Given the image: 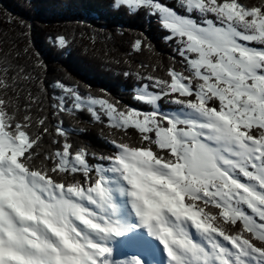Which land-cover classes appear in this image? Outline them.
Wrapping results in <instances>:
<instances>
[{
	"label": "snow or ice",
	"instance_id": "obj_1",
	"mask_svg": "<svg viewBox=\"0 0 264 264\" xmlns=\"http://www.w3.org/2000/svg\"><path fill=\"white\" fill-rule=\"evenodd\" d=\"M111 7L175 42L164 75L159 62L123 73L151 110L46 84L39 52L0 38V264H264V0ZM8 22L29 36L23 17ZM53 43L70 47L64 35ZM80 112L111 130V154L74 146L62 117ZM118 246L136 251L118 259Z\"/></svg>",
	"mask_w": 264,
	"mask_h": 264
},
{
	"label": "trees",
	"instance_id": "obj_2",
	"mask_svg": "<svg viewBox=\"0 0 264 264\" xmlns=\"http://www.w3.org/2000/svg\"><path fill=\"white\" fill-rule=\"evenodd\" d=\"M245 2L254 4L259 0ZM9 13L14 18L23 17L32 25L29 36L20 35L22 29L8 22ZM4 33L7 35L0 38L14 39L21 50L30 44L32 53L39 52L46 65L42 73L46 84L60 80L78 86L83 95L107 97L118 101L121 106L144 110H151L150 106L133 98L137 80L134 76L125 77L123 73L135 70L140 62H159L162 70L158 74L164 75L175 47L174 41L164 40L168 33L161 30L154 19L148 20L143 13L129 15L124 9L114 10L111 0H34L31 5L26 0H0V34ZM58 35L66 36L70 47H57L53 40ZM140 37L152 45V50L145 48L142 53L129 56L132 44ZM10 46L5 44V48ZM179 60L177 56V68L181 67ZM24 62L21 59L20 63ZM52 91L49 88L50 94ZM161 107L170 110L177 106L162 102ZM62 118L64 126L72 132L70 139L74 146L88 145L98 154H111L114 151L106 142L111 130L92 122L86 112L78 113L75 118L68 115ZM52 122L55 123V120ZM129 135L131 142H138L139 134L134 129L129 130ZM52 139V136L45 138V149L53 150L57 147L52 144Z\"/></svg>",
	"mask_w": 264,
	"mask_h": 264
},
{
	"label": "rangeland",
	"instance_id": "obj_3",
	"mask_svg": "<svg viewBox=\"0 0 264 264\" xmlns=\"http://www.w3.org/2000/svg\"><path fill=\"white\" fill-rule=\"evenodd\" d=\"M135 251H136V249L134 247L118 246L117 247L116 257L118 259H126V258L131 257L132 255H134Z\"/></svg>",
	"mask_w": 264,
	"mask_h": 264
}]
</instances>
